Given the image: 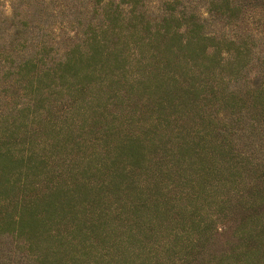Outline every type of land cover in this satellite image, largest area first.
<instances>
[{"label": "rangeland", "instance_id": "obj_1", "mask_svg": "<svg viewBox=\"0 0 264 264\" xmlns=\"http://www.w3.org/2000/svg\"><path fill=\"white\" fill-rule=\"evenodd\" d=\"M13 1L24 2L0 0V43L3 40L4 44L0 53V112L3 113L1 118H4L0 120V125L3 127L5 120L13 115L15 118L13 122L11 120L4 134L0 131V147L3 146L1 143L4 140L18 137L22 133L25 126L21 120L27 121L32 109L37 107L41 111L40 117L48 112L54 118L69 119L73 123V135L58 137V140L62 138L66 143L53 148L69 162L84 165L81 157L89 156L95 151L100 152L102 149L97 148L101 137L100 127L108 123L110 132L105 136L111 137L107 140L109 146L117 143L122 134H130L138 137L143 155L137 164L131 162L130 173L122 179L123 188L120 190L111 189L105 168L99 170L100 173L95 170L92 174L85 173L87 180L94 182L103 179L105 184L99 196L92 193L80 197L74 202L72 212L65 211L72 214L73 220L80 228L87 231L86 236L90 241V248L76 253L75 261L70 259L71 250L75 251L81 244L77 232L71 231L70 236L67 235V240L76 237V241L73 238L75 244L67 240L58 244L57 254L54 255L47 252L46 248L32 245L28 238L24 239L22 232L17 234L10 226L2 225L3 220L0 218V264H112L116 260L122 263L128 261L126 264H186L187 261L189 264H256L255 258L260 261L257 264H264V236L258 239L251 236L264 224V214L257 216L249 204L253 198L258 202L263 199L264 203V138L254 137L253 144L244 142L241 138L225 144L212 130L220 125L219 120L211 117L206 120L204 115L209 112L221 116L219 112H223L222 108L229 102L234 100L236 104L239 103L240 96L244 97L245 87L251 85L254 78L257 80L256 84H264V61H261V58L256 59L254 54L260 48L264 36V4L252 6V9L257 10L252 19L243 18L240 14L231 17L236 22L231 26L226 23L228 10L223 9L221 13L214 9L220 6L218 3L221 0H139L142 2L140 9L143 10L144 18L149 21L150 28L167 12L173 15L180 12L187 16L192 15L189 19L199 22L198 30L212 34L214 39L202 40L205 45L209 44L205 49L206 54L201 55L194 51L191 54L195 55L186 59L184 48L167 49L161 42L156 45L154 58L149 56L152 49L140 50L142 59L148 60V63L136 68V62L131 56V59L128 57L131 48L123 43L121 37L114 43L118 53L116 60L111 58V53L104 51L102 54L106 56V60L102 72L98 75L103 83L97 84L94 77L88 80V87L76 94L78 104L84 106L73 110L66 104L67 109L62 115V110H57L61 108L59 103L69 97L65 89L66 81L76 83L79 78L76 73L66 80L60 78L59 65L51 63V59H63L68 56L72 49L68 50L72 42L68 39H71L69 37L76 28L81 29L82 26L72 22L73 13L60 14L59 8L52 12L56 9L55 4L45 0L46 2L42 1L41 4L40 21L46 19L45 23L53 27L51 31L48 27L35 29L34 33L40 40L48 39V35L53 36L55 40H60L57 42L59 44L54 41L51 45H35L23 43L21 40L14 41L13 38L12 43L8 44L13 29H5V26L9 23L7 17L10 15V5ZM252 1L246 0L245 6ZM30 2L38 5L40 0ZM87 5L89 6V3H86ZM22 6L26 11V5L21 4L20 7ZM208 7L213 10L207 11ZM31 9L27 8V11L30 12ZM92 15L93 12H86L85 17ZM58 17L71 21L76 28L73 30L72 25H58ZM79 17L80 21L87 19L80 15ZM43 31L47 35L43 34ZM243 37L247 41L248 55L238 59L230 68L221 65V62L226 61L223 59V49L233 45L228 44L227 39L233 38L234 42H239ZM214 41H218L220 55L222 53L220 57L219 51H214L218 62H215L214 56L208 52L214 49V46L210 45L215 43ZM73 50L75 53L69 60L78 56L79 60L76 58L75 62H78L79 68L73 65L70 70L76 68V72L83 76L82 73L88 68L85 67L87 51ZM2 53L7 56L4 57ZM25 58L35 59L34 65L28 64L31 70L42 68L43 63L51 68L48 73L33 78L31 90L28 85L26 90H23L20 84L12 81L14 73H9L7 78L3 77L7 67L17 71L16 64ZM190 60L195 61V65H190ZM164 68L177 72V79L157 82L153 75L160 78L166 75L167 70ZM21 70L22 73L25 72V68ZM70 70L68 72H71ZM185 70L194 71L202 78L206 76V79L216 83L215 92L209 93V104L206 107L201 106L200 103H204L202 100L184 90ZM140 71L142 75L137 73ZM233 71V76L236 77L234 80L225 76ZM84 79L86 80L85 77ZM192 79L200 81V76ZM197 88L203 91L207 90L208 86ZM181 90H184L186 95L181 93ZM230 91L238 95L232 98L228 94ZM157 102H161L162 110L154 108ZM55 110L56 113L53 112ZM156 116L158 124L154 121ZM198 117H202L204 121ZM261 117H264V114ZM40 121H37L38 127L45 122ZM75 125H79L78 130ZM60 132L63 133L62 130ZM143 134H147L149 138ZM43 136L40 132L33 137L40 140ZM181 140L191 143L192 146L180 148ZM192 149H198L201 154L195 156ZM126 180L135 187L133 191L125 188ZM25 190L35 192V196L39 198L43 186H27ZM16 195L21 193L15 187L5 185L0 177V217L14 216L18 208L12 205V201ZM132 199L136 204L143 203L144 207L133 210L130 205ZM82 201L96 202L103 213L105 224L98 229V239L87 229L88 223L93 221L98 212L94 207H85L83 210ZM68 213L66 215H69ZM228 217L231 220L226 222ZM65 219L66 216L61 221ZM136 225H147L150 230L142 232L140 228H135ZM246 239V244H243L242 241ZM55 244L56 242L53 243ZM104 249L107 255L99 258L98 254ZM246 249L251 253L244 255ZM44 254L45 258L42 260Z\"/></svg>", "mask_w": 264, "mask_h": 264}, {"label": "trees", "instance_id": "obj_2", "mask_svg": "<svg viewBox=\"0 0 264 264\" xmlns=\"http://www.w3.org/2000/svg\"><path fill=\"white\" fill-rule=\"evenodd\" d=\"M42 1L45 0H40L38 5H33V2H30V0H24V2L13 1L11 3L10 15L7 17V21H9V23L5 26V29H13V34L11 39L8 41V44L12 43V38L14 41L21 40L23 43H35V45L40 43L43 46L46 44L51 45L54 41L55 43L60 41L57 39L55 40V37L49 35L48 39L44 38L40 40L36 38L37 34L34 33L35 29L48 27L51 31V27H53L48 23H45L46 19L40 21ZM47 1L53 2L56 6V9H52V12H56L59 8L60 14L65 15L66 13H73L72 17L74 21L72 22L81 24L82 26L81 29H77L76 25L74 27V24L72 25L71 21H65L63 17H58V25H63L65 27L72 25L73 30L74 28H76V30H74L75 32L71 37H69L71 39H68L72 40L70 44L71 47L68 50L72 49L68 52V56L63 59L59 57L54 59L52 58L51 63L59 65L60 78H64L66 80V78L75 73L78 74L77 76L79 78L76 83H68L66 81L65 89L67 90L66 94L69 97L64 99V102L59 103L60 105L58 106L61 108L57 110V112H61L62 110V115L65 114V110L67 109L66 104H69L73 110H77L79 107L84 106L83 104H78V97H76V94L83 92L88 87V80H92L94 77L97 79V84L101 85L103 83L98 75L102 72V66L106 60V56L102 54L104 51L111 53V58L116 60L118 53L115 51L117 46L114 45V43L119 41L121 37H123V43L125 45L127 44L131 48L130 55L128 54V57L130 59L132 57L136 62V68L142 64L146 65V63H148V60L142 59L140 50L143 48L152 49L149 56L154 58L156 54V45L163 42V46L167 49L174 48L176 50V48H184L186 50V59H189V57L191 59V56L195 55L191 54V52L198 51L201 55L206 54L205 49L209 44L207 43V45H205L202 40H214L212 34L200 32L198 30L199 22L195 19L190 20L189 17H192V15L187 16L184 12H180L175 15L167 12L165 15L161 16V19L158 20V22L154 23L153 28H150L149 21L144 18L143 10L140 9L142 2L139 0ZM86 3H89V6L87 5L88 7L86 6ZM245 3L246 0H221V2L219 1L218 3L220 6H216L214 9L219 12L223 9L228 10L226 15L229 17L227 18L226 23L234 26L236 22L233 21L231 17H235V15L240 14L243 18L247 17L252 19L257 12L256 9H252V6L263 5L264 0H253L252 3L247 4V7L245 6ZM21 4H24L27 8L32 9L28 12L25 7V11L23 6L20 7ZM209 10L213 9L208 7L207 11ZM86 12H93V15L85 17ZM79 15L87 19L80 21L81 18ZM13 19H15V21ZM1 21L3 22V19ZM231 22L233 23L231 24ZM3 24H5V22H3ZM43 32V34L47 35L45 31ZM214 42L215 43L210 44L214 46V49L208 51L213 56L215 49L217 50V53L219 51V47L217 45L218 41ZM246 42L247 41L244 37L240 39L239 42H234L233 38H228L227 43H232L233 45L223 49L225 52L223 59L226 61L224 63L221 62V65H225L230 68L232 64L235 65L238 59L248 55V46ZM3 45L2 40L0 43V53L2 52ZM73 49H85L87 51V62L85 61V67L87 66L88 68L82 73L86 80L80 73L76 72V68L72 71L70 70L73 65L75 67H78L79 65L78 62L77 64L75 62L76 58L77 61L79 60L78 56L69 60L75 53V50ZM254 54L256 59L259 60L261 58V61H264V36L262 44H260V48ZM3 55L4 57L7 56L6 54ZM221 55L219 51V56L221 57ZM34 60L31 58H25L20 63H17V71H12L9 67H7V69L3 72V77L7 78L9 73H14L12 81L20 84L19 86L23 90H26L27 85L29 86V90H31V86H33V78L41 74H46L51 69L49 67L50 65L43 63L42 68L31 70L28 64L34 65ZM214 61L218 62V58L216 56H214ZM192 64L195 65V61L190 60V65ZM24 68L25 72L22 73L21 69ZM167 69L168 68H164V70ZM68 70L71 72H68ZM137 73L142 75V71ZM183 73H185L184 79L186 80L184 90L188 91V94H191L193 97H198L202 100L204 103H200L201 106L206 107L209 104V93L215 92L216 83L214 81L212 82L210 79H206V76H203L202 78V76L198 75V73L196 75L194 71L188 72V70H185ZM234 74L235 71H233L232 74L228 72L225 76L234 80L236 78L233 76ZM262 74L263 73H261V75ZM258 75L260 76V73H258ZM153 76L157 82H164L166 80L174 81L177 79L178 74L172 70H167L166 75H163L161 78L159 76L157 77L155 74ZM198 76H200V81L192 79L198 78ZM251 82V85L245 87L246 91L245 94H243L244 97L240 96L239 103L236 104L234 100L229 102L228 105H225V107L222 108L224 111L219 112L221 116L212 113L210 114L209 112L204 114L206 120H209V117L219 120L220 125L218 127H213L212 130L218 134V139L221 142H225V144L233 143L237 138H241L242 141L253 144L254 142L252 141L254 137L264 138V117H261L264 114L262 112L264 111V84L260 82L256 84L257 80H255V78ZM204 85L208 86L207 90L202 91L201 88H197ZM184 90H181V93H184ZM184 94L186 95V93ZM228 94L231 95L232 98H234L235 95H238V93L235 94L234 91H230ZM171 96L172 94L169 96L170 101H172ZM187 98L189 97L187 96ZM86 102L88 103L89 100ZM191 103L194 105L193 100H191ZM235 104L236 106L234 107ZM85 105L90 107L88 104ZM154 108L156 110H162L161 102L155 103ZM48 111L52 113L50 108H48ZM40 112L41 111L37 107H34L29 119L27 121L23 119L21 120V123L25 126L22 133L18 135V137L13 136L9 140H4L1 143L3 146L0 147V177H2L5 185L8 187H15L16 190L21 193V195H16L12 201V205L17 206L18 208L16 213L13 217H10L9 215L1 216L0 218L3 220L1 224L10 226L17 234L22 232L24 239L28 238L32 245L40 248H46L47 252L54 255L57 254V245L64 243L68 238L67 235L70 236L71 231L77 232L80 235L78 240H80L81 244L77 246V249L75 250L76 252L73 249L71 250L72 257L70 259L75 261L77 254L90 248V241L86 236L87 231L82 227L80 228V225L73 220L74 218L71 216L72 214H69L68 212H72L73 204L78 198L85 197L86 195L92 193H96L97 196H99L100 191L102 192L105 184L103 179H98L94 182H91V179L87 180V178H85V173L88 172L92 174L93 170L100 173L99 170L105 168L111 184V189L113 190L116 188L120 190L123 188L121 187V184L124 181H122V179L130 173L129 167L131 162H136L137 164V161L142 158L143 152L141 150V144L139 143L138 137L130 134H122L123 136L118 139L117 143L109 146L107 140L111 137L105 136L106 133L110 132V123H108L100 127L101 137L97 148L102 150L100 152L95 151L89 156L81 157L85 163L84 165H77L74 162H69L67 158L61 156L59 152L57 154L53 148L61 147V144L66 143V141L62 138L58 140V137H63L65 134L66 136L73 135V123L69 119L65 120L60 117H56V119L50 116L47 110V114L44 113L40 117ZM53 112L56 113V110ZM2 115L3 113L0 112V120L4 118H1ZM198 118L204 121L202 117ZM14 119L13 115L10 119L5 120L6 124L3 127L0 125L1 134H4L5 129L8 128L11 120L13 122ZM38 120H41L40 123H42L43 120H45V122L42 126L38 127ZM154 121L155 124L159 123L157 116L154 117ZM26 124L29 126H26ZM207 126L208 125L206 124V128ZM75 127L78 130L79 125H75ZM61 130L63 133L60 132ZM40 132L44 134L40 140L38 137H33L34 135H38ZM233 135L235 136L233 137ZM143 136L149 138L147 134H143ZM246 144L244 145L247 147ZM191 146V143H187L185 140L180 141V148H188ZM192 150L195 156H199L201 154L198 149ZM121 154H124V156ZM124 157L127 159L125 160ZM126 182L127 185L125 188H129L130 191H133L135 187L128 184L127 180ZM39 185L43 186V191L39 198L35 196V192L25 190L27 186H38L39 188ZM262 201L263 199H260V202H258L254 198L252 201H249L254 213H256L259 217L264 214V203H262ZM82 202H84L82 207L83 210L85 207H94L93 209H96V212H98L93 221L89 222L87 226V229H90V232H92L98 239L100 237L98 229L102 228L103 224H105L100 206L96 202L92 201ZM130 205L133 210L137 208L142 209L144 207L143 203L136 204L134 199L131 200ZM66 210H68L67 213L69 215H66ZM65 216V221H61ZM229 220L231 219L228 217L226 222H229ZM55 223H59L60 226ZM263 227L264 224H262L259 230L251 236L256 239L264 236ZM135 228H140L142 232L150 230L147 225L142 227L136 225ZM73 238H75V241L77 240L76 237L73 236ZM73 238L70 237L67 241L75 244ZM54 242H56L55 245H53ZM242 242L243 244H246L247 239ZM255 248L258 250L256 244ZM249 253L251 252L246 249L244 255ZM98 255L99 258L106 256V249ZM44 258L45 254L42 256V260H44ZM252 258H254V256L251 257V259ZM257 259L258 258H255L254 260L256 264L260 262ZM126 263L129 262L125 261L122 263L120 260H116L115 263L113 262L112 264ZM107 264H110V262ZM186 264H189V262L187 261Z\"/></svg>", "mask_w": 264, "mask_h": 264}]
</instances>
